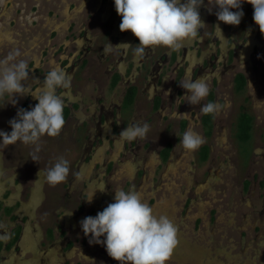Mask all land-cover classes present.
Listing matches in <instances>:
<instances>
[{
    "label": "flooded vegetation",
    "instance_id": "1",
    "mask_svg": "<svg viewBox=\"0 0 264 264\" xmlns=\"http://www.w3.org/2000/svg\"><path fill=\"white\" fill-rule=\"evenodd\" d=\"M242 10L244 16L240 24L227 25L217 20V8L209 12L208 0H204L200 14L207 25L196 39L179 51L156 47L154 51L146 50L143 58H137L134 48L139 41L130 31L119 30L121 17L116 13L114 0H80L79 5L71 2L66 14L62 13L65 17L60 23L61 31L55 29L50 36L52 39L60 33L61 39L42 51L38 59L41 74L31 87V91L37 89L41 93L44 76L56 66L72 77L70 88L57 89L64 99L66 121L57 138L63 137L80 147L73 161L76 179H70L83 180L86 174L80 169L89 166L95 169L94 180L103 176L97 180L102 187H109L111 180L117 184L123 182L117 189L125 191H138L143 186L156 191L169 174L185 167L192 176L190 185H194L192 189L196 192L212 171L228 169L230 165L235 171L241 166L248 167L256 153L251 141L259 117L250 111L247 102L253 93L260 92L264 96V35L253 21L252 5L244 3ZM217 24L222 33L215 28ZM110 43L112 49L106 53L104 49ZM122 43L131 46L127 49L115 46ZM49 53L50 57L45 59ZM47 63L50 67L45 68ZM201 76L207 78L210 94L200 104L191 105L184 97L186 90L179 83L188 77L195 80ZM208 102H218L220 111L204 114L201 106ZM31 105L28 96L22 108L28 109ZM243 113L252 116L251 137L247 141L250 153L246 158L241 147L244 142L238 139ZM133 123L149 125L146 139L122 142L119 134ZM189 128L204 139L195 151H186L180 144L183 133ZM260 137L264 141V131ZM234 142H237L239 155L233 163L224 144ZM262 155L264 157V153ZM32 166L27 165L24 170L31 171ZM89 175L90 172L87 174L90 178ZM121 176L125 180L122 181ZM253 179L248 185L243 180V187L251 185L257 177ZM3 183L6 188L0 197V233H8V236L0 238V264H4L12 250L20 251L25 236L31 233L30 219L39 205V202L31 204V192H27V185L22 186L21 172ZM12 187L16 189L15 195H12ZM87 196L82 191L76 198L67 199L71 219L78 216L77 210L84 211ZM110 197L103 199L110 201ZM195 200L190 196L186 207ZM147 201L153 204L154 196ZM64 226L46 228L48 242L42 246L58 244L61 253V260L53 259L50 264H71L66 256L75 243L69 234L71 231L65 232Z\"/></svg>",
    "mask_w": 264,
    "mask_h": 264
},
{
    "label": "rangeland",
    "instance_id": "2",
    "mask_svg": "<svg viewBox=\"0 0 264 264\" xmlns=\"http://www.w3.org/2000/svg\"><path fill=\"white\" fill-rule=\"evenodd\" d=\"M73 1L78 5L80 3V0H0V59L11 51H19L21 55L18 59H24L28 63L29 81L26 83L30 89L41 74L38 59L44 49L47 50L60 41V33L52 39L50 36L55 29L61 31L60 23L65 17L62 13L66 12ZM44 67L48 68L50 65L47 63ZM32 70L35 71L34 74ZM39 94L35 89L31 91V95L13 98L5 94L0 98V130L11 132L9 121L16 117L17 110L22 108L28 96L31 108L34 107L37 100L33 96ZM256 99L264 100V96L260 92L253 93L247 102L250 111L259 117L251 141L256 153H252L248 167L241 166V169L235 171L230 165L228 169L212 171L208 179L203 176L206 181L196 192L192 189L194 185H190L193 182L192 176H189L185 167L169 174L156 191L146 186L138 190L143 200L157 214L166 215L178 229V244L166 264H264V141L260 137V133L264 131V108H255ZM39 146L40 151L35 153L39 159L35 162L31 160L34 145L19 142L9 146L0 145V197L3 188H6L3 181L10 180L17 172H21L22 186L27 185V192H31V204L39 202L35 215L30 219L31 233L25 236L20 251L17 253L12 250L3 261L4 264L9 261L12 264H50L53 259L59 262V245H50L48 248L42 245L48 242L46 228L64 226V223L67 225L63 230L71 231L69 234L75 243V247L66 256L71 264H119L107 254L103 245L89 243L90 237L84 235L80 221L87 216H95L109 203H113L114 191L123 182L117 184L110 180L109 187H102L101 181L97 180H101L103 176L99 175L95 182V169H90L89 166L85 170L79 168L86 176L76 182L70 177L77 174L73 161L80 153L78 145L75 146L63 137L58 139L45 135ZM224 146L234 163L239 155L237 142L232 145L225 143ZM249 146V142H244L241 146L245 158L250 153ZM59 157L69 161L70 172L64 183L51 186L46 182V170ZM30 164L33 165L32 170H24ZM89 172L90 178L87 176ZM130 172L132 171L128 174ZM254 176L257 177L256 181L243 187V180L248 185L249 181L255 180ZM122 177L121 180H125ZM65 183L68 186L64 187ZM11 190L12 195H15L16 189L12 187ZM82 191L87 193V200L92 199V202L86 200L84 211L77 210L78 216L71 219L67 199L76 198ZM106 196H111L110 201H104ZM151 196H154L153 204L147 201ZM190 196L196 200L186 207L185 202ZM7 236L8 233H0V238Z\"/></svg>",
    "mask_w": 264,
    "mask_h": 264
},
{
    "label": "clouds",
    "instance_id": "3",
    "mask_svg": "<svg viewBox=\"0 0 264 264\" xmlns=\"http://www.w3.org/2000/svg\"><path fill=\"white\" fill-rule=\"evenodd\" d=\"M244 3L252 5L253 21L264 35V0H208V10L211 12L213 7L217 8L215 15L218 21L238 26L244 16ZM114 5L121 17L119 30L130 31L139 41L134 48L137 58H143L146 50L154 51L156 47L179 51L196 39L207 25L200 14L204 0H114ZM215 28L222 33L219 24ZM112 46L110 43L104 51L110 52ZM115 46L127 49L131 44ZM20 55L14 50L0 59V98L5 94L13 98L31 95L26 83L29 81L28 63L18 59ZM71 79L63 69L53 67L44 76L41 93L32 95L38 103L30 110H17L16 117L9 121L11 132L0 130V145L9 146L18 142L34 145L31 160L38 161L35 153L40 151L42 137H58L65 126V103L57 89L70 88ZM179 84L186 90L184 97L191 105L200 104L210 94V84L204 76L195 80L188 77ZM254 106L256 109L264 108V100L256 99ZM220 109L218 102L201 106L204 114H216ZM148 131L147 123H133L124 128L119 137L122 142H132L146 139ZM203 143V137L192 128L186 130L180 139L186 151H195ZM69 172V161L59 157L54 165L47 168L46 182L51 186L64 183ZM114 192L113 203L95 216H87L80 221L84 235L90 237L89 243L103 245L107 254L119 264H166L178 244V229L174 222L166 215L157 214L138 191L117 189ZM87 202L91 203L92 199Z\"/></svg>",
    "mask_w": 264,
    "mask_h": 264
},
{
    "label": "trees",
    "instance_id": "4",
    "mask_svg": "<svg viewBox=\"0 0 264 264\" xmlns=\"http://www.w3.org/2000/svg\"><path fill=\"white\" fill-rule=\"evenodd\" d=\"M241 119H242V123L239 129L238 139L240 142L242 141L247 142L251 137L252 116L247 113H243Z\"/></svg>",
    "mask_w": 264,
    "mask_h": 264
}]
</instances>
